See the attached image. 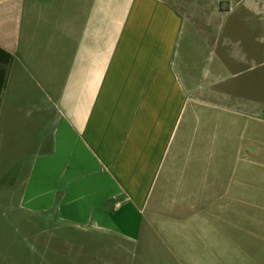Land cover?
<instances>
[{
	"label": "crops",
	"instance_id": "0c3cea01",
	"mask_svg": "<svg viewBox=\"0 0 264 264\" xmlns=\"http://www.w3.org/2000/svg\"><path fill=\"white\" fill-rule=\"evenodd\" d=\"M250 2L258 11V0ZM183 7L182 0H0V48L13 57L0 94L1 138L19 119L27 80L53 108L19 208L42 219L44 232L63 226L81 234L90 264H216L185 254L214 246V228L156 225L179 217L151 203L159 182L163 202L185 139L178 125L188 97L174 67ZM87 244L110 245L120 257L90 256Z\"/></svg>",
	"mask_w": 264,
	"mask_h": 264
},
{
	"label": "rangeland",
	"instance_id": "374dc122",
	"mask_svg": "<svg viewBox=\"0 0 264 264\" xmlns=\"http://www.w3.org/2000/svg\"><path fill=\"white\" fill-rule=\"evenodd\" d=\"M250 1L182 0L184 39L174 67L188 97L178 125L185 139L168 171L163 202L160 182L151 200L179 217L156 225L214 228V246L185 254L216 264H264V0L254 13ZM10 79L20 99L15 72ZM27 82L23 110L3 138L0 122V264H37L40 258L90 264L79 248L86 242L81 234L63 226L44 232L42 219L19 208L22 182L53 115L47 92ZM87 246L90 256L120 257L110 245Z\"/></svg>",
	"mask_w": 264,
	"mask_h": 264
},
{
	"label": "trees",
	"instance_id": "16d2710c",
	"mask_svg": "<svg viewBox=\"0 0 264 264\" xmlns=\"http://www.w3.org/2000/svg\"><path fill=\"white\" fill-rule=\"evenodd\" d=\"M12 55L6 50L0 48V94L5 85L8 67L12 62Z\"/></svg>",
	"mask_w": 264,
	"mask_h": 264
}]
</instances>
